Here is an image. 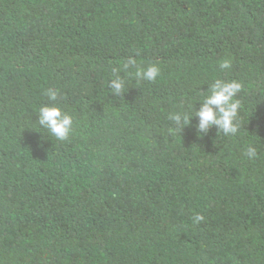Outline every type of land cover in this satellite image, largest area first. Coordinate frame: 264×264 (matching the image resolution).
I'll list each match as a JSON object with an SVG mask.
<instances>
[{
	"label": "trees",
	"instance_id": "obj_1",
	"mask_svg": "<svg viewBox=\"0 0 264 264\" xmlns=\"http://www.w3.org/2000/svg\"><path fill=\"white\" fill-rule=\"evenodd\" d=\"M216 79L238 135L176 132ZM0 264H264V0H0Z\"/></svg>",
	"mask_w": 264,
	"mask_h": 264
},
{
	"label": "clouds",
	"instance_id": "obj_2",
	"mask_svg": "<svg viewBox=\"0 0 264 264\" xmlns=\"http://www.w3.org/2000/svg\"><path fill=\"white\" fill-rule=\"evenodd\" d=\"M124 69L132 67L135 69L134 75L149 82H153L160 75V68L151 64L146 69L137 67L136 59L129 57L123 64ZM221 70H226L231 67V62L227 59L220 62ZM117 69H113V72ZM113 88L119 92L123 88V81L117 78L112 81ZM242 90V83L236 80L216 79L209 88V92L203 97L201 107L194 113L178 112L172 114V119L177 127L176 132H180L185 125L190 123L191 116L194 114L199 118L197 126V134L200 135L207 132L210 127L216 126L218 132L227 137H235L239 133L240 121L238 118V110L241 105L235 99L236 93ZM45 95L49 101L55 102L60 97L58 89L49 88ZM38 125L41 129L46 130L59 141L68 139L73 129V118L71 115L62 111V109L55 103L44 104L38 110ZM244 155L249 159L257 157V150L254 146L249 144ZM204 217L196 214L193 217V223H199Z\"/></svg>",
	"mask_w": 264,
	"mask_h": 264
}]
</instances>
